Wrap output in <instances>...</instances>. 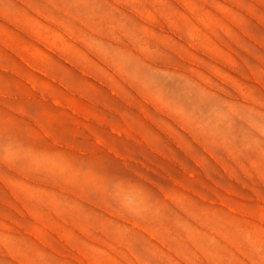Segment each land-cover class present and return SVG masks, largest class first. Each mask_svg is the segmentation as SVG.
<instances>
[{
    "label": "rangeland",
    "instance_id": "1",
    "mask_svg": "<svg viewBox=\"0 0 264 264\" xmlns=\"http://www.w3.org/2000/svg\"><path fill=\"white\" fill-rule=\"evenodd\" d=\"M237 84L264 94V0H0V264H264V137L226 120L225 168L179 118L264 112Z\"/></svg>",
    "mask_w": 264,
    "mask_h": 264
},
{
    "label": "bare ground",
    "instance_id": "2",
    "mask_svg": "<svg viewBox=\"0 0 264 264\" xmlns=\"http://www.w3.org/2000/svg\"><path fill=\"white\" fill-rule=\"evenodd\" d=\"M192 46L197 47L198 49H201V51L203 50L205 52L208 49L211 50L209 47L205 49L203 44L195 43V41L193 42ZM233 89L238 94V97L242 98L244 101L253 102L255 105L264 108L263 93H260L258 92V90H255L243 84H237L233 86ZM171 90L174 93L173 96H176L175 93H177L183 96L184 98L186 96H189L193 101L203 99V95L207 93L206 91H203L202 87L197 88L196 86H193L191 88H182L180 90H173V89ZM206 98H205V102L207 105H209ZM166 109L171 114V116L178 121L177 118V115L179 114L178 109L171 108L168 104L166 106ZM217 110L218 109L213 108V114H215ZM219 111L220 113H218V116L220 117L218 119V124L216 126H212L208 122H205L204 121L205 119L202 117L203 114L201 112L190 115L184 114V112H182L179 118L186 127L188 126L192 131L198 132V136L202 139V140L198 139V141L203 146V148L208 153H211L212 158L214 159L215 162L225 167L223 158L219 155L218 152L223 154V151H226L227 149L226 133L230 128L226 124V120H233L236 116H238L251 127L252 133L249 136H235V137L233 136L232 142L234 145L242 147L248 152H254L256 151L257 147L251 143V139L260 138L259 135L264 137V112L256 108L253 109L247 108L246 112H243V114H241L237 110V108H235V106L231 107L229 105H227V110L225 112H221V110ZM211 114L212 113L209 112L208 116H210ZM215 146L218 147L219 149L218 151L214 150ZM238 152L241 154V160H242L244 154L240 151ZM212 211L213 210L202 209V210H198L195 213L198 217L197 219L199 220L202 219L203 225L210 227L216 226L220 234L228 237L232 241L248 240L252 243H255L254 237L257 236V231L255 230V228L253 227L244 228L241 224L235 222L234 218H232L231 215L227 212L219 213L218 210H214L213 214H211Z\"/></svg>",
    "mask_w": 264,
    "mask_h": 264
}]
</instances>
